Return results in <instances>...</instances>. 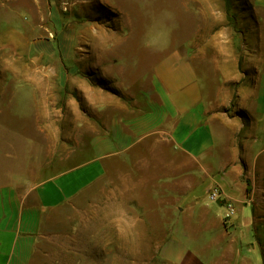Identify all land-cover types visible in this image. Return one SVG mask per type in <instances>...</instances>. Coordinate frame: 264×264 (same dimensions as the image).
I'll list each match as a JSON object with an SVG mask.
<instances>
[{"label":"crops","instance_id":"0c3cea01","mask_svg":"<svg viewBox=\"0 0 264 264\" xmlns=\"http://www.w3.org/2000/svg\"><path fill=\"white\" fill-rule=\"evenodd\" d=\"M15 1L0 0L6 17L16 14ZM0 25V36L14 31L9 19H1ZM5 55L0 87L8 76L15 78L16 66L38 69L36 63L16 65L14 51ZM249 57L245 84L237 86L233 107L228 83L233 78L213 66L210 75L201 72L194 56L178 49L165 51L146 73L122 74L112 85L119 96L89 79L74 84L82 96L72 110L81 126L75 132L85 128L91 135L80 155L87 160L66 168L56 158L34 180L27 176V164L6 183L8 189L0 183V264L31 263L45 213L106 181L117 150L122 151L124 237L150 247L149 260L238 264L240 234L253 219L243 172L264 152V59L250 65ZM77 63L73 65L79 69ZM85 66L109 79L110 68L89 61ZM55 115L62 118L63 111ZM229 204L233 213L226 217Z\"/></svg>","mask_w":264,"mask_h":264},{"label":"rangeland","instance_id":"374dc122","mask_svg":"<svg viewBox=\"0 0 264 264\" xmlns=\"http://www.w3.org/2000/svg\"><path fill=\"white\" fill-rule=\"evenodd\" d=\"M13 7L12 18L0 11V20L9 19L14 29L0 36V61L14 51L16 65L36 63L38 69L16 66L15 78L8 76L0 87L6 96L2 100L0 95L4 185L27 164V176L38 179L43 165L56 158L66 168L87 160L80 155L91 135L85 128L76 133L81 126L72 116L82 98L74 84L84 79L119 96L112 85L122 74L146 73L165 51L178 49L192 54L201 72L210 75L213 66L233 78L228 82L233 107L237 86L245 84L246 57L250 65L264 59V0H16ZM87 61L110 68L109 79L86 68ZM77 62L79 69L73 65ZM260 63L264 66V60ZM56 110L63 111L62 118ZM115 157L106 181L45 213L42 238L29 264H171L155 256L149 260L150 247L123 236L122 151ZM243 174L253 219L240 234L238 264H264V152Z\"/></svg>","mask_w":264,"mask_h":264},{"label":"built area","instance_id":"2783aa9c","mask_svg":"<svg viewBox=\"0 0 264 264\" xmlns=\"http://www.w3.org/2000/svg\"><path fill=\"white\" fill-rule=\"evenodd\" d=\"M216 193H217V190H216L214 193L211 194V198H214L215 195H216ZM227 210H228V212H227V214H226V217L230 216V215L233 213V207H232L231 204H229V205L227 206Z\"/></svg>","mask_w":264,"mask_h":264},{"label":"trees","instance_id":"16d2710c","mask_svg":"<svg viewBox=\"0 0 264 264\" xmlns=\"http://www.w3.org/2000/svg\"><path fill=\"white\" fill-rule=\"evenodd\" d=\"M247 190H249V187L247 186Z\"/></svg>","mask_w":264,"mask_h":264}]
</instances>
